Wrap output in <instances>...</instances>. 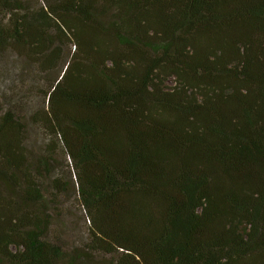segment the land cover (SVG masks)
Instances as JSON below:
<instances>
[{"label":"trees","instance_id":"16d2710c","mask_svg":"<svg viewBox=\"0 0 264 264\" xmlns=\"http://www.w3.org/2000/svg\"><path fill=\"white\" fill-rule=\"evenodd\" d=\"M9 49L0 264H264V0H0Z\"/></svg>","mask_w":264,"mask_h":264},{"label":"rangeland","instance_id":"374dc122","mask_svg":"<svg viewBox=\"0 0 264 264\" xmlns=\"http://www.w3.org/2000/svg\"><path fill=\"white\" fill-rule=\"evenodd\" d=\"M27 60L25 56L18 54L15 50L9 49L0 54V95L3 93L7 94V96L12 95L13 97H16V95H22L24 98L27 97L26 103L31 108L33 103L39 105V100L35 95L41 92H37L36 90H34L32 94L30 92L29 88L33 86V76L36 74L34 72V62ZM24 63L28 64L26 66V78H19L16 68L19 69L23 67ZM56 76L57 71L52 72V76L49 80L54 79ZM39 88H43V86ZM41 100L40 98V101ZM0 106H2V103H0ZM29 115L28 113L24 114L25 117H29ZM30 148L34 149L31 144ZM40 211L46 218L47 215L48 218H51L48 228L49 233L52 234L56 232L58 235L61 233L63 239L69 241L71 244L81 240V238H77V235L85 233L90 225L87 212H85L82 207L78 206L77 202H74L72 198L61 208L59 218L52 216L54 215L53 211L50 209L47 202H44V205L40 207Z\"/></svg>","mask_w":264,"mask_h":264}]
</instances>
